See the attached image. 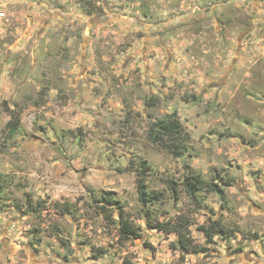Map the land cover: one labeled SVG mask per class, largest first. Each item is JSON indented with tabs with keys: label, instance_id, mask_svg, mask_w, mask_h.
Masks as SVG:
<instances>
[{
	"label": "rangeland",
	"instance_id": "1",
	"mask_svg": "<svg viewBox=\"0 0 264 264\" xmlns=\"http://www.w3.org/2000/svg\"><path fill=\"white\" fill-rule=\"evenodd\" d=\"M173 112L181 158L149 141ZM141 163L154 218L186 216L198 250L147 226ZM188 171L222 195L197 208ZM120 214L139 238L120 242ZM213 220L227 232L206 242ZM123 259L264 262V0H0V264Z\"/></svg>",
	"mask_w": 264,
	"mask_h": 264
},
{
	"label": "trees",
	"instance_id": "2",
	"mask_svg": "<svg viewBox=\"0 0 264 264\" xmlns=\"http://www.w3.org/2000/svg\"><path fill=\"white\" fill-rule=\"evenodd\" d=\"M18 117H14L12 121L6 124V127L10 131L15 133L18 125ZM149 141L152 144L159 145L166 152L171 154L175 158H181L187 151L186 143L188 135L183 131V127L177 117V113L173 112L165 120L153 122L148 128ZM146 163H141L137 168V192L138 201L145 208L144 217L147 226L151 230L164 233L166 235L175 234L177 236L178 247L184 252H192V250H198L189 237L190 221L184 215H179L175 220L168 219L166 221H158L154 218L153 207L160 202V195L158 192L149 191L145 182L146 173L148 171ZM174 183L171 182L169 189L172 195L176 197L178 195L177 188ZM219 183L205 182L200 175L189 172L183 179L181 186L185 195L190 201L197 207H201L198 194L201 192L208 194L222 195V188ZM103 205L99 207V210L105 215L108 214L107 207H114L116 201L113 199L110 193H102L99 199ZM30 206L32 204H29ZM203 233L206 242H212L216 236L223 237L227 231L223 225L217 220L209 221L206 226L200 228ZM118 236L120 242H127L131 239L140 237L139 230L128 219L120 214L118 223ZM202 250L201 248H199ZM121 264H132L129 259H123Z\"/></svg>",
	"mask_w": 264,
	"mask_h": 264
},
{
	"label": "flooded vegetation",
	"instance_id": "3",
	"mask_svg": "<svg viewBox=\"0 0 264 264\" xmlns=\"http://www.w3.org/2000/svg\"><path fill=\"white\" fill-rule=\"evenodd\" d=\"M238 257V256H237ZM257 264H264V262H260V260L258 259Z\"/></svg>",
	"mask_w": 264,
	"mask_h": 264
}]
</instances>
